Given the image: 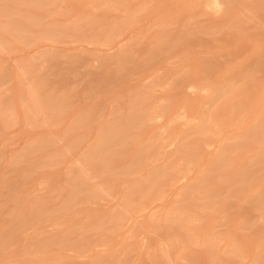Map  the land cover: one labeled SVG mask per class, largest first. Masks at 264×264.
Here are the masks:
<instances>
[{"label": "rangeland", "instance_id": "1", "mask_svg": "<svg viewBox=\"0 0 264 264\" xmlns=\"http://www.w3.org/2000/svg\"><path fill=\"white\" fill-rule=\"evenodd\" d=\"M0 264H264V0H0Z\"/></svg>", "mask_w": 264, "mask_h": 264}]
</instances>
